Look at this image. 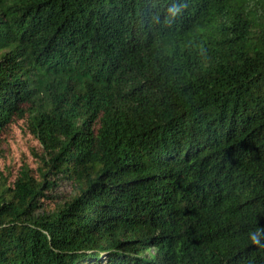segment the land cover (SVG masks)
<instances>
[{"label": "trees", "instance_id": "obj_1", "mask_svg": "<svg viewBox=\"0 0 264 264\" xmlns=\"http://www.w3.org/2000/svg\"><path fill=\"white\" fill-rule=\"evenodd\" d=\"M0 264H264V0H0Z\"/></svg>", "mask_w": 264, "mask_h": 264}, {"label": "rangeland", "instance_id": "obj_2", "mask_svg": "<svg viewBox=\"0 0 264 264\" xmlns=\"http://www.w3.org/2000/svg\"><path fill=\"white\" fill-rule=\"evenodd\" d=\"M17 147L16 146H14V148H13V152L15 151V152H17Z\"/></svg>", "mask_w": 264, "mask_h": 264}, {"label": "clouds", "instance_id": "obj_3", "mask_svg": "<svg viewBox=\"0 0 264 264\" xmlns=\"http://www.w3.org/2000/svg\"><path fill=\"white\" fill-rule=\"evenodd\" d=\"M253 240H254V241L256 240V237H255V236H253Z\"/></svg>", "mask_w": 264, "mask_h": 264}]
</instances>
